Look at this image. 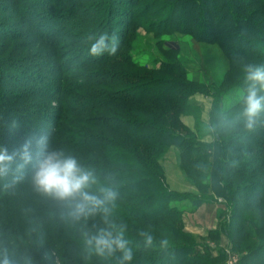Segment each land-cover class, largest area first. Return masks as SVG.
<instances>
[{"label":"trees","instance_id":"16d2710c","mask_svg":"<svg viewBox=\"0 0 264 264\" xmlns=\"http://www.w3.org/2000/svg\"><path fill=\"white\" fill-rule=\"evenodd\" d=\"M51 1L49 5L46 0H29L27 4L9 0L7 7L0 3V8L21 9L36 38L56 43L67 30L53 23L61 8L57 0ZM114 1L106 0L105 8L98 0L81 1L79 15L74 18L83 26L84 52H89L92 44L86 40L90 37L94 42L105 31L107 23L100 21L125 26L114 55L105 52L81 62L84 70H93L82 74L91 81H81L80 86L69 83L68 90L73 93L88 84L83 98L90 103L89 114L77 104L75 112L80 117L72 119L83 132L63 128L47 129L45 134L48 149L74 158L81 169L93 174L96 183L87 191L99 195L101 187H110L117 193L116 199L106 205L107 211L100 209L76 220L69 214L67 202L36 189L32 180L35 167L28 169L30 163L20 167V159L15 158L17 163H12L8 174L0 176V262L7 258L10 264H119V252L101 257L86 244V233L107 229L113 233L123 230L133 252L128 264H214L196 251V245L185 243L191 235L184 230L183 214L190 206H178V195L164 185L161 159L169 147L176 146L182 165L200 191L233 201L225 233L234 250L242 254L240 264H264V112L252 129L247 128L241 100L248 87L245 68L264 65V0H123L128 9H117ZM63 14H68L62 17L65 20L71 10L65 7ZM113 16L128 20L118 22ZM139 27L155 34L177 32L198 43L218 46L228 61L225 81L212 89L211 84L191 79L177 57L179 49L165 48L164 41L156 43L163 55L158 67L129 61L125 51L131 48L128 43ZM2 28L6 24L0 22V32L6 34ZM44 30L49 36L38 34ZM92 64L101 69H90ZM8 65H12L10 58L0 59V69ZM73 66L64 70H73ZM40 68L48 73L53 67ZM63 87L50 82L39 93H65ZM212 92L220 101L232 92H238L239 97L227 109L218 103L213 106L210 122L217 139L207 143L183 119L194 95L210 96ZM56 112L52 111L55 116ZM0 130L5 132L6 125L0 123ZM18 134L21 136V131ZM3 141L6 144V139ZM202 149L212 159L199 165ZM205 167L209 170L206 183L199 178V169ZM237 176L234 188L233 177ZM199 206L194 201L190 210L195 212ZM148 235L151 245L145 243Z\"/></svg>","mask_w":264,"mask_h":264},{"label":"rangeland","instance_id":"374dc122","mask_svg":"<svg viewBox=\"0 0 264 264\" xmlns=\"http://www.w3.org/2000/svg\"><path fill=\"white\" fill-rule=\"evenodd\" d=\"M8 1L0 0V3L7 7ZM46 1L49 5L53 2L51 0ZM65 1L66 4L62 3V0H57L58 7L61 10L57 12L53 23L61 26L64 25L67 32L56 43L51 39L40 40L36 38L31 27L27 26L23 15L24 12L21 9L16 8V10L13 8L9 10L7 8L3 10L0 8V22L6 24V28H2L6 34L0 32V59L8 57L12 63V65H8V67L3 66L0 69V123L2 127L6 125V133L0 130V147L7 148L9 153H12L13 149H19L24 143V139L46 135L45 131L47 129L62 131L64 128L66 131L67 129L71 131V133H79L81 130L83 132V129H79L73 124L72 119L80 117L75 112L77 104L86 107L87 111L84 114H89L88 105L90 103L86 101V98H83L86 96L85 90L88 88V84H85L81 92L76 91L74 93L68 90V86L72 82H76L80 86L79 83L81 81L87 83L91 81L85 80L82 74H90L93 70H84L81 62H89L94 56L90 55L89 52H84L83 40L85 38H80L83 33V26L80 22L74 20L79 15L80 9L78 10V8L82 5L80 2H84L85 0ZM98 1L105 8L106 0ZM114 2H118L116 4L117 9H123L124 6H127V3L123 0H115ZM25 3H29V0H24L23 4ZM63 7L71 10L70 16L65 20L62 17L68 14L64 16ZM126 8L128 9L129 7L127 6ZM113 17L118 22L128 20L123 16ZM100 23L102 25L107 23L104 27L105 31H101L100 33L115 32L119 36L125 28L124 25L120 26L114 21H100ZM44 32L43 34H38L47 36V31L44 30ZM119 37L121 42L122 38L121 36ZM93 40L94 38L89 37L86 42L93 43ZM157 41H164L165 48L179 49L177 57L186 65L191 79L211 84L210 88L212 89H215L216 85L225 81L228 61L219 47L198 43L191 36L177 32L172 34H155L147 32L143 27H139L133 34V39L128 43L131 48L125 51L128 60L140 65L158 67L160 65L158 61L162 59L163 55L156 45ZM19 59L26 60V63H18ZM30 63H37L38 65L28 66ZM55 63H59L61 68H56L57 65ZM53 64L56 66L54 67ZM44 65L45 68H53L48 73L43 72L40 67ZM71 65H74L73 70L70 68L67 71L64 70L67 66ZM122 67L128 69L126 65H122ZM90 69L100 70L101 67L92 64V68ZM50 82L61 86L64 85L65 93L60 92L58 94L52 90L39 93L42 87L46 84L49 85ZM33 91H36L35 94ZM214 95L208 96L203 93L194 95L190 100L191 106L186 110L187 115L183 119L184 123L196 131L200 138L204 137L203 140L207 143L216 141L217 139L215 130L212 128L210 122V113L213 106L218 103L222 109H227L239 97L238 92H232L224 96L220 101L215 100L216 95ZM94 99L92 96L91 100L93 101ZM9 109L12 110V113ZM54 109L57 110L56 116L53 114L55 112ZM82 110H85V108ZM6 118L8 121H5ZM17 131H21L22 135H16ZM71 133L69 132L67 136L70 137ZM91 133L90 130L88 134ZM2 134L4 138H2ZM79 137H82V135ZM4 139H6V144L3 141ZM47 141H49L48 137ZM12 145L16 146V149ZM202 151L203 153L200 154L202 156L201 162L197 163L199 165L203 162L209 163L212 159L210 157L211 154L205 153L204 149ZM33 157L32 162L29 164L30 166L27 164L28 169L31 166L36 167L38 157L35 155V151ZM16 158H19V156ZM13 163H17L16 159ZM19 163L23 162L20 160ZM161 166L164 174V185L169 191L178 195V206L182 207L184 204L190 206L189 211L183 214L184 230L191 235V238L185 243L196 245V251L202 255H206L214 264L222 260L221 264H240L242 254L240 251L234 250L230 237L225 233L231 222L234 208L233 201L217 197L212 194V191H200L197 185L190 179L186 168L182 165L181 152L176 146H171L167 149L161 159ZM199 170H201L199 175L201 182L206 183L208 168H200ZM237 179L238 176L233 177L234 188L238 186ZM194 201L200 203L199 208L205 207L211 209L213 206L217 208L216 221L214 213H212L215 211L214 208V210L202 212L199 216L194 215L199 209L195 212L190 210L194 208ZM192 221L202 225L203 231L200 233L190 231L187 225ZM254 224L255 227L258 225L257 219L254 220ZM215 225L216 228L213 229ZM218 235L220 236L217 238ZM222 237H227L229 240L226 247L221 245Z\"/></svg>","mask_w":264,"mask_h":264},{"label":"clouds","instance_id":"9594fccd","mask_svg":"<svg viewBox=\"0 0 264 264\" xmlns=\"http://www.w3.org/2000/svg\"><path fill=\"white\" fill-rule=\"evenodd\" d=\"M120 46V37L115 33L103 32L91 44L89 53L96 57L105 52L114 55ZM248 87L241 96L243 117L246 127L252 129L258 116L264 112V65H248L245 68ZM38 161L33 173V184L39 192L65 201L70 206V215L79 220L88 217L100 209L107 211L106 205L116 199L117 193L110 187H101L99 195L87 191L90 184L96 183L91 172L80 168L72 157L62 152L48 149L47 136L29 137L19 149L9 153L7 148L0 147V176H6L15 158L23 162L20 167L32 162L33 155ZM86 244L94 248L97 255L112 256L119 252V264H128L133 259V252L128 246L123 230L113 233L101 229L95 234H85ZM146 245L152 244L150 235L145 238ZM166 243V241L164 242ZM0 264H10L5 258Z\"/></svg>","mask_w":264,"mask_h":264},{"label":"crops","instance_id":"0c3cea01","mask_svg":"<svg viewBox=\"0 0 264 264\" xmlns=\"http://www.w3.org/2000/svg\"><path fill=\"white\" fill-rule=\"evenodd\" d=\"M207 207V206H206ZM215 209V211H213L212 213H214V216L216 215V210H217V208H215L214 206L211 208V209H207V208H205V207H200L197 211H196V213H194V215H196V216H199V215H201V213L202 212H207L206 210H212V209ZM213 209V210H214ZM215 221H216V216H215ZM187 228L190 230V231H192V232H194V233H200V232H202L203 231V227H202V225H199V224H196V223H194V221H192L190 224H188L187 225ZM214 228H216V225L213 227V229ZM229 243V240H228V238L227 237H222V240H221V245L222 246H224V247H226L227 246V244Z\"/></svg>","mask_w":264,"mask_h":264}]
</instances>
